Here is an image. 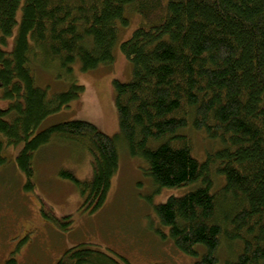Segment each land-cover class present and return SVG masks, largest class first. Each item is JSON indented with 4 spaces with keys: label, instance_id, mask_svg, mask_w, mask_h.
Wrapping results in <instances>:
<instances>
[{
    "label": "trees",
    "instance_id": "trees-1",
    "mask_svg": "<svg viewBox=\"0 0 264 264\" xmlns=\"http://www.w3.org/2000/svg\"><path fill=\"white\" fill-rule=\"evenodd\" d=\"M19 8L14 46L0 48V95L9 100L0 108V165L12 149L27 186H35L34 156L44 145L80 146L91 155V178L61 174L77 183L81 208L94 212L107 199L126 146L146 159L158 189L197 184L156 206L179 249L198 264H215L225 241L226 264H264V0H0L4 42ZM130 8L144 22L121 43L133 77L114 81L118 133L82 119L39 130L85 85L50 94L36 82V60L68 72L78 61L83 70L112 63ZM193 129L219 142L204 160L194 155ZM217 174L224 176L221 186ZM56 264L125 263L80 243Z\"/></svg>",
    "mask_w": 264,
    "mask_h": 264
},
{
    "label": "rangeland",
    "instance_id": "rangeland-1",
    "mask_svg": "<svg viewBox=\"0 0 264 264\" xmlns=\"http://www.w3.org/2000/svg\"><path fill=\"white\" fill-rule=\"evenodd\" d=\"M125 18L128 22L120 25L112 63L83 70L78 61L68 72L56 62L36 60V82L50 94L67 90L73 82L85 85L79 98L49 115L39 130L59 121L82 119L108 134L118 133L114 81L133 77V62L123 53L121 43L144 22L132 8ZM21 19L19 8L13 33L5 42L0 38V48H13ZM8 104L0 95V108ZM190 137L194 155L200 160L219 147L203 130H191ZM119 152V169L107 199L101 208L89 212L81 208L83 197L77 183L61 174L67 170L81 181L91 178V155L84 148L57 140L44 145L34 156L35 186H27V175L10 149L8 162L0 165V264L10 258L16 264H56L68 248L80 243L103 249L125 264H198V257L175 245L156 211L170 196L182 195L197 184L158 189L147 173L146 159L132 155L126 146ZM223 183L224 176L217 174L216 186ZM229 256V246L223 241L215 264H226Z\"/></svg>",
    "mask_w": 264,
    "mask_h": 264
}]
</instances>
